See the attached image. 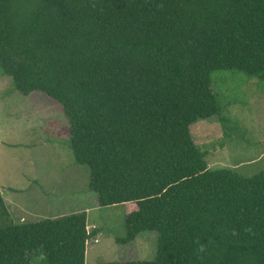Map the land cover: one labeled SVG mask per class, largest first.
Wrapping results in <instances>:
<instances>
[{
	"label": "trees",
	"instance_id": "obj_1",
	"mask_svg": "<svg viewBox=\"0 0 264 264\" xmlns=\"http://www.w3.org/2000/svg\"><path fill=\"white\" fill-rule=\"evenodd\" d=\"M0 68L62 108L99 207L128 205L152 260L86 262L85 212L16 222L0 196V264H264V169L212 168L192 126L219 112L212 73L264 80V0H0Z\"/></svg>",
	"mask_w": 264,
	"mask_h": 264
},
{
	"label": "rangeland",
	"instance_id": "obj_2",
	"mask_svg": "<svg viewBox=\"0 0 264 264\" xmlns=\"http://www.w3.org/2000/svg\"><path fill=\"white\" fill-rule=\"evenodd\" d=\"M212 91L218 98V114L192 126L193 138L206 152L208 165L229 168L245 177L263 170L264 80L236 70L215 71ZM46 100L56 103L40 91L21 94L0 68V184H9L18 192L0 191L8 203L9 198L20 199V206L11 213L14 220L20 222L23 217L22 221L35 222L50 218L40 210L33 213L36 206L31 200L45 194L50 201L81 204L87 208L88 227L97 226L104 235L95 252H88L87 263L152 260L155 231L139 234L131 250L125 251L115 243V237L124 234V217L130 204L92 207L95 194L88 188L89 169L74 162L68 147V128L62 121L52 119L61 112ZM31 179L38 180L43 193ZM31 262L47 264L43 252L33 256Z\"/></svg>",
	"mask_w": 264,
	"mask_h": 264
},
{
	"label": "crops",
	"instance_id": "obj_3",
	"mask_svg": "<svg viewBox=\"0 0 264 264\" xmlns=\"http://www.w3.org/2000/svg\"><path fill=\"white\" fill-rule=\"evenodd\" d=\"M46 102H48L49 105L55 106L61 112V113L57 114L52 119L53 120H56V121L57 120L62 121L63 125L66 126V128H67L66 119H65V117H64V115L62 113L61 106L56 101H55L56 103L52 102L51 100H46ZM31 183H33L35 186L37 185V187H39V189L42 188V186L39 184V182H38L37 179H31ZM0 188L1 189H5L6 191H10V192H15V193L18 192L16 190H14L12 188V186L9 185V184L8 185H5V186H2L0 184ZM23 191H25V190L23 189L22 192ZM41 191H42V189H41ZM42 193H43V191H42ZM0 196L2 198L1 191H0ZM93 198H94V201H93L92 207L100 208L99 205H98L96 196H93ZM9 200H10V202L8 203V202L5 201V198H2V201L6 205V207L8 209V212L11 214L12 213V210L14 209V207H19L20 204H21V202H20V199H10L9 198ZM31 202L32 203L34 202L35 206L38 207V208L35 207V210L33 211L34 214H37L36 213V210H40L41 212H44L45 213V216L44 217L49 216L50 218H56V217H59V216H62V215H66V214H70V213H78V212H85V214H86V211H87V208L85 206L81 205V204H79L78 206H74V205H69V204L61 203V202L58 203V202L52 201V200L50 201V200L46 199V194L43 196V198H37L35 200H31ZM68 203H69V201H68ZM11 216L13 217L12 214H11ZM87 216L88 215L86 214V218L88 219ZM23 219L24 218L21 217L19 219V221H22ZM45 219H47V218H45ZM87 227H88V223H87ZM93 228H97V226L92 225V228L91 229H93ZM91 229L88 227V230H91ZM102 232L103 231L101 230L100 232H98L96 235L92 236L88 240V242H87V248H86V257H87V254H88L89 251L91 253L92 252H95L94 250H96L95 248L97 246V243L100 242L101 238L104 236ZM136 238L132 242H130L128 244L120 245V246H122L121 248H126L125 251L126 250L133 249L134 248L133 247V242L136 240Z\"/></svg>",
	"mask_w": 264,
	"mask_h": 264
}]
</instances>
